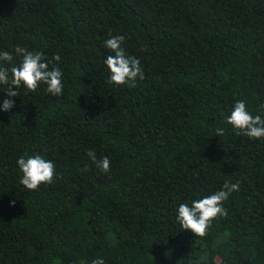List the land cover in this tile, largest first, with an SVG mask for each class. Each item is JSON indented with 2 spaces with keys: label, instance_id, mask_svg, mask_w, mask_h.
I'll list each match as a JSON object with an SVG mask.
<instances>
[{
  "label": "trees",
  "instance_id": "16d2710c",
  "mask_svg": "<svg viewBox=\"0 0 264 264\" xmlns=\"http://www.w3.org/2000/svg\"><path fill=\"white\" fill-rule=\"evenodd\" d=\"M118 35L145 73L134 88L109 83ZM17 45L64 88L0 86V264H264V138L227 122L237 100L264 119V0H0V66ZM25 154L55 163L51 184L20 183ZM226 182L228 215L182 229L178 206Z\"/></svg>",
  "mask_w": 264,
  "mask_h": 264
},
{
  "label": "clouds",
  "instance_id": "9594fccd",
  "mask_svg": "<svg viewBox=\"0 0 264 264\" xmlns=\"http://www.w3.org/2000/svg\"><path fill=\"white\" fill-rule=\"evenodd\" d=\"M123 35L112 36L105 41V46L114 54L108 55L104 63L110 70L109 83L116 85H127L129 88L136 87L137 80H144L145 73L141 61L136 56L126 54L122 43ZM15 53L22 57L19 65L13 64L10 68L0 66V86H5L8 97L19 96V88L26 87L30 92H35L41 83L47 85V92L59 96L63 93L62 70L59 66L49 67L45 54L42 51H29L19 45L14 48ZM55 61L61 58L57 54L53 57ZM0 61H13V55L9 51L0 53ZM15 89V90H14ZM15 104L14 99H5L3 110H10ZM227 122L235 129L242 130L250 138H264V119L260 115H253L247 108L244 100H237ZM217 136L224 134V129H216ZM240 132H237L239 135ZM87 155L92 162L104 173L110 171V159L104 156L97 159L96 153L89 150ZM22 172L20 183L29 190H37L41 184H51L55 176V163L46 160L40 154H25L17 160ZM239 183L226 182L221 190L211 195L204 196L188 203L178 206L176 219L182 229L191 230L196 236L204 237L211 225V221L218 216H227V209L223 202L230 194L239 191ZM13 205L15 201L11 202ZM91 264H105L102 257L91 261Z\"/></svg>",
  "mask_w": 264,
  "mask_h": 264
}]
</instances>
